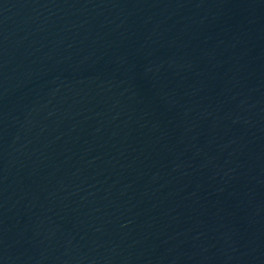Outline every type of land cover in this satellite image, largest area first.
Wrapping results in <instances>:
<instances>
[{"label":"water","instance_id":"obj_1","mask_svg":"<svg viewBox=\"0 0 264 264\" xmlns=\"http://www.w3.org/2000/svg\"><path fill=\"white\" fill-rule=\"evenodd\" d=\"M0 264H264V0H0Z\"/></svg>","mask_w":264,"mask_h":264}]
</instances>
